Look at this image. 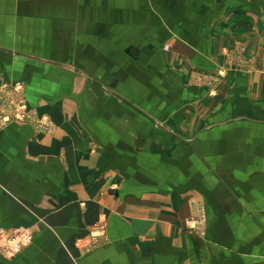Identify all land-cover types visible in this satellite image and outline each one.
<instances>
[{"label":"crops","instance_id":"obj_1","mask_svg":"<svg viewBox=\"0 0 264 264\" xmlns=\"http://www.w3.org/2000/svg\"><path fill=\"white\" fill-rule=\"evenodd\" d=\"M5 84L55 132L0 131V228L34 233L0 264H264V0H0Z\"/></svg>","mask_w":264,"mask_h":264},{"label":"built area","instance_id":"obj_2","mask_svg":"<svg viewBox=\"0 0 264 264\" xmlns=\"http://www.w3.org/2000/svg\"><path fill=\"white\" fill-rule=\"evenodd\" d=\"M168 49V47H167ZM224 70H220V77H224ZM219 81V78L217 79ZM3 91L1 90L0 96V131L6 128L8 125L12 123H20V124H30L35 126L39 131L47 134H52L55 132V126L50 117L46 115L39 114V112L31 108L23 99H19V91L21 90L20 87H13L8 85H3ZM20 88V89H19ZM13 92L14 96L8 97L3 95V92L6 91ZM6 119V120H5ZM198 218V219H197ZM188 230L191 231L195 235L205 236L206 235V228H207V217L205 214V210L203 206L198 209L197 216L195 215L189 222H188ZM106 226L104 223H100L99 225L93 227L92 229V237L96 241L103 236L105 232ZM3 232V230H1ZM0 231V232H1ZM4 233V238H7V242L9 241L10 246L13 245L11 242L15 239H12L6 232ZM94 234V235H93ZM8 244V245H9Z\"/></svg>","mask_w":264,"mask_h":264},{"label":"rangeland","instance_id":"obj_3","mask_svg":"<svg viewBox=\"0 0 264 264\" xmlns=\"http://www.w3.org/2000/svg\"><path fill=\"white\" fill-rule=\"evenodd\" d=\"M239 50H237L235 53H234V57H232V61H229L228 63V67H225V68H222V70H224V77H220L219 75V81L220 79L222 78H226L228 73H229V67H230V64H235L239 67H242V66H245L246 62V56H245V48L244 47H241L238 48ZM245 63V64H244ZM198 81L202 82V80L200 79H197L195 78L194 79V82L195 83H199ZM3 86V85H2ZM0 86V89L3 91V87ZM20 89V88H19ZM22 90L19 91V99L20 100H24L27 104V100L24 98V96L21 94ZM1 91H0V96H1ZM3 95L7 96L8 99L9 97H12L14 96V91L13 92H9L8 90L6 92H3ZM29 105V104H28ZM30 106V105H29ZM31 107V106H30ZM33 108V107H31ZM36 109V108H34ZM2 114H0L1 116ZM3 116V115H2ZM47 116V115H46ZM5 117V116H3ZM49 117V116H48ZM6 120V119H5ZM201 206H198L196 207V210H195V214L194 216L198 214V209L200 208ZM193 216V217H194ZM192 217V218H193ZM190 218L188 221H187V225H188V222L192 219ZM198 219V218H197ZM93 229V228H92ZM3 230V228H0V231ZM6 230H3V232H5ZM2 231L0 232V254L8 259H13L15 258L16 256H18L24 249H26L27 247H29L32 242H33V237H34V233L31 229L27 228V227H21L19 229H16V230H13V231H6L7 234L11 235L10 237L12 239H15L17 237V239L13 240L11 243L13 245L10 246V242L8 241L7 242V238H4V233ZM91 232V229L89 231V241L86 243L88 245V247H91V243L93 245L95 244H98L100 239H97L96 241L94 240V236L92 237V232ZM94 235V234H93ZM199 236V235H197ZM201 237H204V236H201ZM92 240V241H91ZM89 243V244H88ZM9 244V245H8Z\"/></svg>","mask_w":264,"mask_h":264}]
</instances>
